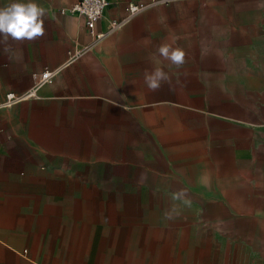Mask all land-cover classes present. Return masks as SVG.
<instances>
[{
  "label": "crops",
  "instance_id": "0c3cea01",
  "mask_svg": "<svg viewBox=\"0 0 264 264\" xmlns=\"http://www.w3.org/2000/svg\"><path fill=\"white\" fill-rule=\"evenodd\" d=\"M77 1L0 0V8L36 3L45 30L9 38L8 53L0 45V96L26 93L33 75L54 73L35 99L0 110V264H44L54 243L79 228L65 222L69 211L81 215L70 200L139 175L158 178L152 190L172 199L174 217L210 204L264 217V15L240 31L248 42L227 63L229 33L186 14L194 3L158 5L88 48L84 18L61 12ZM108 1L97 31L149 0ZM165 42L185 52L181 66L154 55ZM212 54L222 62L208 64ZM155 68L169 81L152 91L144 72Z\"/></svg>",
  "mask_w": 264,
  "mask_h": 264
},
{
  "label": "rangeland",
  "instance_id": "374dc122",
  "mask_svg": "<svg viewBox=\"0 0 264 264\" xmlns=\"http://www.w3.org/2000/svg\"><path fill=\"white\" fill-rule=\"evenodd\" d=\"M173 2L194 3L186 14L204 16L214 27L224 25L229 33L227 63L238 58L231 56L238 51L234 47L248 42L240 31L248 30L256 13L264 15V0ZM239 52L241 59L249 58L247 50ZM207 62L222 61L212 54ZM135 162L145 163L141 158ZM157 185V177L139 175L134 183L110 185L106 192L96 185L92 194L81 193L80 201L71 198L69 203L80 206L75 211L81 215L69 211L65 222L70 230L71 224L79 228L54 243V253L44 264H258L257 257L264 256V217L231 215L210 204L202 214L188 217L186 224L185 217L172 216V199L152 190Z\"/></svg>",
  "mask_w": 264,
  "mask_h": 264
},
{
  "label": "clouds",
  "instance_id": "9594fccd",
  "mask_svg": "<svg viewBox=\"0 0 264 264\" xmlns=\"http://www.w3.org/2000/svg\"><path fill=\"white\" fill-rule=\"evenodd\" d=\"M43 17L44 10L33 2H14L0 8V37H2L0 45L4 46L5 53L11 51L9 38L13 41H20L42 37L45 34ZM157 53L163 60L178 67L184 63L185 52L167 42L157 47L154 55ZM167 81L169 77L161 68H155L151 73L148 70L144 72V82L152 91L158 90L161 83Z\"/></svg>",
  "mask_w": 264,
  "mask_h": 264
},
{
  "label": "built area",
  "instance_id": "2783aa9c",
  "mask_svg": "<svg viewBox=\"0 0 264 264\" xmlns=\"http://www.w3.org/2000/svg\"><path fill=\"white\" fill-rule=\"evenodd\" d=\"M173 0H149L147 2L130 3L126 8V15L121 20H111L105 31H97L98 23L103 19L108 0H78L69 11L62 10L63 14L71 13L84 18L86 28L91 36V42L88 48H91L101 42L110 34L122 29L136 17L146 13L158 5L169 3ZM54 73L45 71L41 74L33 75V87L23 94L7 93L0 96V110L9 109L24 101L35 99L37 97V88L44 83H52Z\"/></svg>",
  "mask_w": 264,
  "mask_h": 264
}]
</instances>
